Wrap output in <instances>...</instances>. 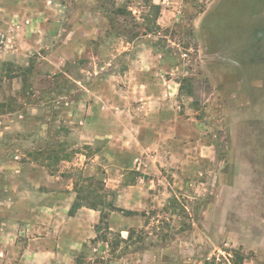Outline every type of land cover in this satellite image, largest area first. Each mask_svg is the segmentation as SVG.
I'll return each instance as SVG.
<instances>
[{
  "label": "rangeland",
  "instance_id": "374dc122",
  "mask_svg": "<svg viewBox=\"0 0 264 264\" xmlns=\"http://www.w3.org/2000/svg\"><path fill=\"white\" fill-rule=\"evenodd\" d=\"M144 44L165 60L160 82L178 81L179 128L137 156L96 91L121 83L114 68ZM109 152L125 168L108 167ZM55 175L107 221L105 241L52 264H264V0H0V264H25L28 237L44 234L23 233L14 198Z\"/></svg>",
  "mask_w": 264,
  "mask_h": 264
},
{
  "label": "crops",
  "instance_id": "0c3cea01",
  "mask_svg": "<svg viewBox=\"0 0 264 264\" xmlns=\"http://www.w3.org/2000/svg\"><path fill=\"white\" fill-rule=\"evenodd\" d=\"M110 39L109 36L108 42ZM144 45L147 46L145 47L146 51H137L135 54L138 57L133 58L131 64H127L128 67H124L122 71L114 68L113 74L121 83L110 82L107 86L104 84L105 87L96 91L107 94L103 104L108 111L103 115L110 127L108 131L112 132L116 138L119 132L121 134L122 125L128 131L133 129L128 135L127 141L123 136L121 139L124 141L126 150L137 156L149 153L147 149L155 141V131L159 128L167 127L168 129L170 127L173 131L179 128L177 124L179 113L174 107L176 100L173 92L175 90L173 83L178 84V81L172 76L164 77V82H160V72L169 73L164 67L165 60L162 59L160 50L156 49L154 45ZM161 64L163 66H160ZM94 106L95 104H93ZM100 133L104 134L103 131ZM80 134L84 136L96 134L95 137H100L95 129L88 126L83 127ZM86 143L91 144V142ZM109 155L112 160L110 159L108 167L115 165L122 169L125 168L118 161L116 154L109 152ZM144 164L149 166V161ZM99 165H102L101 161L91 159L84 167V175L96 176L100 170ZM50 177H52L49 178L52 182H46L44 184L46 188H36L29 184L27 190L19 191L20 194L18 193L13 201L14 205L19 204L18 214L26 219L23 224L18 223L23 233L27 229L35 230L37 227L44 229L43 235L29 236L28 242L24 245L23 251L26 258L24 260L28 264H52L54 260L58 263L67 262L71 251L75 252L79 248L86 247V243L94 240L98 235L95 225L100 221V210L82 206L75 215H70V205L76 199L72 182L71 185H65L63 176ZM53 178L55 180H51ZM32 183L34 185L36 182ZM144 183L147 182L144 181ZM139 185L140 180L137 183L126 185L123 194L120 192L119 196L125 197L127 192L135 193ZM125 209L136 211L129 207ZM12 218L14 217L12 216ZM116 220L113 212L110 215V229H115ZM9 221L12 222V220ZM2 253L4 255L6 253L4 247Z\"/></svg>",
  "mask_w": 264,
  "mask_h": 264
},
{
  "label": "trees",
  "instance_id": "16d2710c",
  "mask_svg": "<svg viewBox=\"0 0 264 264\" xmlns=\"http://www.w3.org/2000/svg\"><path fill=\"white\" fill-rule=\"evenodd\" d=\"M85 180H90L89 178L88 179H85ZM99 183V182H98ZM82 206H88L90 208H93V209H96V210H100L101 211V218H100V223H102L104 220L107 221V214L103 211V209H100L98 208V205L97 203H88V202H83L81 200V197H80V194L78 193L77 195V198L76 200L72 203L71 207H70V210H69V214L70 215H75L76 211L81 208ZM107 209L110 210V211H115V210H119V211H122L123 213L125 214H133L135 213L136 211H132V210H127L125 208H121V207H118L114 204V202H110V203H107ZM101 224H96V231L98 233L97 237L94 239V240H97V239H101L102 237H100L99 233H101ZM102 240H106V237L102 238ZM205 264H210L209 261H206Z\"/></svg>",
  "mask_w": 264,
  "mask_h": 264
},
{
  "label": "built area",
  "instance_id": "2783aa9c",
  "mask_svg": "<svg viewBox=\"0 0 264 264\" xmlns=\"http://www.w3.org/2000/svg\"><path fill=\"white\" fill-rule=\"evenodd\" d=\"M165 1H168V0H165Z\"/></svg>",
  "mask_w": 264,
  "mask_h": 264
}]
</instances>
